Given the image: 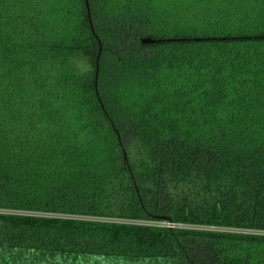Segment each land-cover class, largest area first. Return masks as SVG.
Here are the masks:
<instances>
[{
  "label": "trees",
  "instance_id": "trees-1",
  "mask_svg": "<svg viewBox=\"0 0 264 264\" xmlns=\"http://www.w3.org/2000/svg\"><path fill=\"white\" fill-rule=\"evenodd\" d=\"M0 211L123 222L0 264H264V0H0Z\"/></svg>",
  "mask_w": 264,
  "mask_h": 264
},
{
  "label": "rangeland",
  "instance_id": "rangeland-1",
  "mask_svg": "<svg viewBox=\"0 0 264 264\" xmlns=\"http://www.w3.org/2000/svg\"><path fill=\"white\" fill-rule=\"evenodd\" d=\"M0 214L32 215V216L56 217V218H64V219H67V218L68 219H77V220H84V221L87 220V221L123 223V222H120L117 220H103V219H91V218H82V217L79 218V217L56 216V215L28 214V213H22V212H14V211H0ZM124 223H130V222H124ZM136 224H142V225H148V226L162 225V223H154V222H143V223H136Z\"/></svg>",
  "mask_w": 264,
  "mask_h": 264
},
{
  "label": "built area",
  "instance_id": "built-area-1",
  "mask_svg": "<svg viewBox=\"0 0 264 264\" xmlns=\"http://www.w3.org/2000/svg\"><path fill=\"white\" fill-rule=\"evenodd\" d=\"M146 226H148V225H146ZM153 227L168 228V229H206V228H195V227H190V226H183V225L166 223V222L162 223V225L153 226ZM206 230L220 231L218 229H206Z\"/></svg>",
  "mask_w": 264,
  "mask_h": 264
},
{
  "label": "water",
  "instance_id": "water-1",
  "mask_svg": "<svg viewBox=\"0 0 264 264\" xmlns=\"http://www.w3.org/2000/svg\"><path fill=\"white\" fill-rule=\"evenodd\" d=\"M156 43H159L158 41H154L152 39H143L141 40V44L143 45H152V44H156Z\"/></svg>",
  "mask_w": 264,
  "mask_h": 264
}]
</instances>
